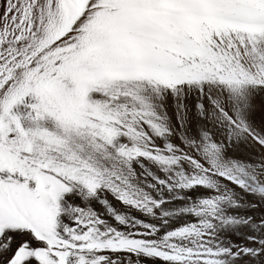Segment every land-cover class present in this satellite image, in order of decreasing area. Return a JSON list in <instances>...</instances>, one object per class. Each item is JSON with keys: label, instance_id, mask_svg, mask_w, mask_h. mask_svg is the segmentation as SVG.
Returning <instances> with one entry per match:
<instances>
[{"label": "snow or ice", "instance_id": "1", "mask_svg": "<svg viewBox=\"0 0 264 264\" xmlns=\"http://www.w3.org/2000/svg\"><path fill=\"white\" fill-rule=\"evenodd\" d=\"M186 87H195L194 110L207 127L161 147L155 138L170 134L168 117L153 104ZM258 89L264 0H0V264H119L105 256L118 249L187 264L193 249L167 241L200 238L213 223L145 241L91 210L73 209L74 225L61 224L62 194L107 188L151 214L158 201L136 186L130 167L142 157L177 168L173 176L163 167L165 179L153 177L160 185L179 177L183 188H217L219 176L243 187L249 166L222 153L237 139L264 151V115L250 122ZM65 108L82 126L66 122ZM177 109L183 127L182 102ZM225 199L217 191L201 201L210 219ZM196 252L218 264L207 241Z\"/></svg>", "mask_w": 264, "mask_h": 264}, {"label": "rangeland", "instance_id": "2", "mask_svg": "<svg viewBox=\"0 0 264 264\" xmlns=\"http://www.w3.org/2000/svg\"><path fill=\"white\" fill-rule=\"evenodd\" d=\"M245 31L258 32V29H244ZM108 77L114 79L135 78L132 74L123 73H103L101 78ZM95 98L96 94H92ZM197 99L196 89L185 88L181 97L174 99L171 93L165 94L158 102H154L153 111L159 114L157 104L162 105L163 111L168 119L164 126L170 130V134L164 137L155 138L157 144L161 147L167 141L175 145L181 139V134L188 137H196L199 132L207 127V122L202 121L196 115L194 102ZM182 102L185 108L183 116V127H181V117L178 114L177 103ZM264 109V89H258L252 96V110L250 116L257 118L260 114V108ZM64 114L66 122L73 126H82L81 121L73 115L71 108H65ZM130 167L135 173L136 186L150 193L153 199L158 201V206L153 209L151 214L146 213L138 207L126 205L117 196L113 195L110 189L98 188L89 193L82 186H73L68 193L62 194L60 201L63 211L59 214L61 224L73 226L76 213L71 210L80 211L91 210L101 218L106 225L115 228L121 233H126L132 238H138L145 241L151 240L159 243L163 237L170 231H177L175 226L177 221L184 222L189 217V212L182 210L180 202L182 195L177 192L173 183L160 185L153 179H165L163 167L149 158H133ZM152 185V188H147ZM71 213V214H70ZM116 216H121L123 223L116 220ZM155 229L153 232L152 229ZM180 237H172L168 243L177 244ZM106 257H112L119 261V264H177V262H166L162 258L148 257L146 254L130 252L128 250H114L105 253ZM187 264H189L187 262Z\"/></svg>", "mask_w": 264, "mask_h": 264}, {"label": "bare ground", "instance_id": "3", "mask_svg": "<svg viewBox=\"0 0 264 264\" xmlns=\"http://www.w3.org/2000/svg\"><path fill=\"white\" fill-rule=\"evenodd\" d=\"M259 112L255 120L251 117L250 122L254 125L264 115V109L261 107ZM181 143L180 139L175 145ZM222 155L226 160L249 166L245 169L248 175L243 177V187L219 176L215 178L217 188L206 185L183 188L179 177L171 182L183 196L181 209L189 212V217L183 223H175L178 230L182 227L202 228L205 222L213 223V229L202 231L200 238L194 232L186 233L180 237L177 247L193 249V254L188 257L189 264H204L209 258L202 252H196L202 241H207L208 246L214 250L211 258L218 261V264H264V151L245 140L237 139L225 145ZM164 167L171 168V174L176 176L175 166ZM181 170L189 173L186 165ZM217 191L226 193V199L210 219L201 201L214 196Z\"/></svg>", "mask_w": 264, "mask_h": 264}]
</instances>
